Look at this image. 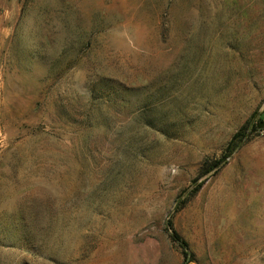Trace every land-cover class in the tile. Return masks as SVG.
I'll return each instance as SVG.
<instances>
[{
    "label": "rangeland",
    "instance_id": "obj_1",
    "mask_svg": "<svg viewBox=\"0 0 264 264\" xmlns=\"http://www.w3.org/2000/svg\"><path fill=\"white\" fill-rule=\"evenodd\" d=\"M260 120L264 0H0V264H264Z\"/></svg>",
    "mask_w": 264,
    "mask_h": 264
},
{
    "label": "trees",
    "instance_id": "obj_2",
    "mask_svg": "<svg viewBox=\"0 0 264 264\" xmlns=\"http://www.w3.org/2000/svg\"><path fill=\"white\" fill-rule=\"evenodd\" d=\"M248 124H249V121L244 126H242V128L233 136V139L230 142V149L232 150L231 152H233L239 146L240 142H242V137L244 135L246 128L248 127ZM220 163L221 161H218L217 164H215L216 165L215 167H217ZM169 225L170 227H172V222H169ZM173 237L174 239L180 241V245L184 249V254H185V259H186L185 261L186 262L192 261L188 257V252H187L188 243L185 240H180L179 238L180 236L176 231L173 232Z\"/></svg>",
    "mask_w": 264,
    "mask_h": 264
},
{
    "label": "water",
    "instance_id": "obj_3",
    "mask_svg": "<svg viewBox=\"0 0 264 264\" xmlns=\"http://www.w3.org/2000/svg\"><path fill=\"white\" fill-rule=\"evenodd\" d=\"M256 127H257L258 129H263V128H264V120H260V121L257 123Z\"/></svg>",
    "mask_w": 264,
    "mask_h": 264
},
{
    "label": "crops",
    "instance_id": "obj_4",
    "mask_svg": "<svg viewBox=\"0 0 264 264\" xmlns=\"http://www.w3.org/2000/svg\"><path fill=\"white\" fill-rule=\"evenodd\" d=\"M189 264H191V263H189Z\"/></svg>",
    "mask_w": 264,
    "mask_h": 264
}]
</instances>
